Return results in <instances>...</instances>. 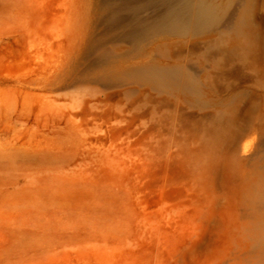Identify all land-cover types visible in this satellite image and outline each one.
Segmentation results:
<instances>
[{
	"label": "rangeland",
	"instance_id": "obj_1",
	"mask_svg": "<svg viewBox=\"0 0 264 264\" xmlns=\"http://www.w3.org/2000/svg\"><path fill=\"white\" fill-rule=\"evenodd\" d=\"M149 1L0 0V264H264V215L247 216L264 189V0L244 38L243 0H212L219 24L137 54L124 34L162 11ZM147 53L199 99L128 75Z\"/></svg>",
	"mask_w": 264,
	"mask_h": 264
},
{
	"label": "bare ground",
	"instance_id": "obj_2",
	"mask_svg": "<svg viewBox=\"0 0 264 264\" xmlns=\"http://www.w3.org/2000/svg\"><path fill=\"white\" fill-rule=\"evenodd\" d=\"M153 1L151 2L149 1V3L153 4ZM159 1L163 9L162 11L161 10L159 11L157 16L155 15L154 19L153 18L151 19L152 21L151 20L150 22H145V21L140 22L139 21V23L132 22L133 24L131 26L128 25L129 29L128 28L127 29L129 31L126 33L124 32L126 31L124 30L125 28L123 29L124 31L122 32V34L125 33L124 35H126V38L130 40L132 43V46H133V51L131 50L132 52L138 54L139 51H142L140 49V48H143L144 46L143 45L142 47H140L142 41H145L149 39L150 37L152 39V36L153 37L154 36H168V35L171 36L175 34H178V35L184 34V33L192 32V31L199 32L200 30L203 31L206 28L208 29V27L214 26L216 23L218 24L220 23L218 22L219 16L217 14V12H219L218 10L219 6L216 5L212 0H159ZM234 2L235 0H230L231 4H233ZM144 3H146V1ZM146 4L148 5V3ZM240 7H241L240 17L237 21H235V24H233V27H232V36L235 39L244 38L243 31L248 27V24L250 22L251 0H243ZM114 9L116 8L114 7ZM112 10L113 8L111 9V11ZM135 12L136 11L134 10L133 13ZM114 17L116 18L115 14H114ZM122 37H125V36H122ZM109 56L110 55H104L105 58H109ZM141 56L143 57V55ZM146 57H147V59L145 58L146 62L144 59V62L142 65L140 63L139 66H135V65L128 66L126 73L130 75L131 77H133L135 80L141 81L142 83H147V85L149 84L152 87H155L158 89L168 88L175 92L186 94V96L188 95V97H191L194 100L199 99L200 92H201L200 85L198 84V81L193 76L186 73L180 67L157 63L158 61L155 62L153 59H151L150 53ZM136 65H138V63ZM104 71L102 75H105ZM106 73H109V72H106ZM108 78H111V77H108ZM118 78L120 79V76H118L117 79ZM261 186H263V183ZM257 190L258 189H256V191ZM250 197L252 198L249 201V204L247 206V209L249 211L247 216L249 218H252L255 214L256 215L260 214L261 216L264 215V189H261L260 191L255 193V195L250 196ZM261 244H262V249H261L262 251H261V258L259 259H262L264 261V241H262Z\"/></svg>",
	"mask_w": 264,
	"mask_h": 264
}]
</instances>
